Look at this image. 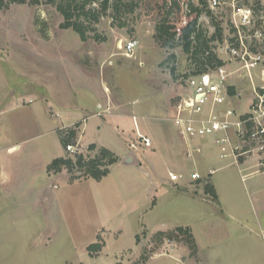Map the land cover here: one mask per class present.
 <instances>
[{"label": "rangeland", "instance_id": "obj_1", "mask_svg": "<svg viewBox=\"0 0 264 264\" xmlns=\"http://www.w3.org/2000/svg\"><path fill=\"white\" fill-rule=\"evenodd\" d=\"M121 1L128 6L116 17L111 8L96 19L82 15L85 40L60 28L56 5L0 8V264H182L178 256L189 257L186 245L154 239L178 226L190 227L195 237L198 252L190 264H241L251 239L257 264H264L254 197L235 167L220 168L209 180L223 178L233 187L226 200L243 206L251 222L244 238L241 225L221 215L214 200L190 196V186L184 187L193 170L229 158L218 157L219 146L206 140L211 150L203 143L204 153L192 165L197 154L187 155L190 148L171 118L195 67L180 43L161 47L153 36L156 22L166 18L177 28L188 18L189 4L201 8L199 0ZM93 8L98 10L96 2L85 10ZM206 10L198 24L210 37L215 20ZM130 38L138 45L126 56L118 44ZM245 80L234 78L230 87L245 90L232 101L240 112L249 104ZM71 130L78 153L93 156L101 147L114 153L118 160L109 177L68 182L64 174L46 173L53 159L75 154L60 141ZM137 131L150 138V146L137 139ZM92 143L96 150L89 151ZM12 144L18 148L6 153ZM169 171L183 178L170 183ZM195 188L202 193L203 185ZM97 235L103 246L90 257L86 247Z\"/></svg>", "mask_w": 264, "mask_h": 264}, {"label": "built area", "instance_id": "obj_2", "mask_svg": "<svg viewBox=\"0 0 264 264\" xmlns=\"http://www.w3.org/2000/svg\"><path fill=\"white\" fill-rule=\"evenodd\" d=\"M205 2L221 28L220 36L213 39L219 53L213 51L223 64L186 79L187 93L174 105L171 121L188 144L189 157L200 155L202 144L208 140L219 146L222 157L229 154L234 158L244 182L249 177L264 176V0ZM137 45L138 40L130 38L118 47L131 56ZM234 78H245L252 95L242 115L229 104ZM132 119L135 121V116ZM137 139L144 146L151 145L150 138L139 131ZM73 146L67 144L65 149L78 153ZM131 147L136 145L131 143ZM241 161L250 164L240 167ZM214 171L209 168L203 176L195 169L188 174L189 180L209 179ZM167 177L177 183L183 174L169 171Z\"/></svg>", "mask_w": 264, "mask_h": 264}, {"label": "trees", "instance_id": "obj_3", "mask_svg": "<svg viewBox=\"0 0 264 264\" xmlns=\"http://www.w3.org/2000/svg\"><path fill=\"white\" fill-rule=\"evenodd\" d=\"M97 3L98 10L95 8L85 10L86 5L90 3ZM30 4L38 5L41 3L56 5L57 10L63 17V22L60 24V28L67 29L71 28L76 32L81 40H85V29L80 19L83 16L93 15L96 19L99 15L106 12L108 8H111L112 15L116 17L122 6L127 7L128 5H122L121 0H0V8H7L10 4ZM173 4L177 5L176 0H173ZM201 8L198 6L194 7L189 4V16L185 22L179 25L177 28L174 26L166 25V18L163 21L156 22L154 39L161 47H173L175 44H171V41H176L181 44L184 53L191 56L193 66L195 67L194 73H200L207 71L208 69L215 68L223 64V61L212 52L210 42L216 37L220 36L221 28L216 17L214 18L209 10L206 12L212 16L214 21L215 30L210 37L206 36L204 30L198 24L199 15L205 11L206 2L205 0H199ZM132 10V9H131ZM130 10V11H131ZM193 13L195 15H193ZM125 24L120 23L119 26L123 27ZM230 94L234 92L232 89L229 90ZM78 126V125H76ZM76 132L71 130L69 137L62 138L60 136L61 144L65 146L67 144L74 145L76 143L75 137ZM87 149L89 151L96 150L94 143L89 144ZM117 157L105 147H101L99 152L93 156H84L81 152L72 155H63L53 159L48 163L46 171L48 173H59L65 171L68 174V181L73 182L79 179L91 178L96 181L101 180L110 172V167L117 162ZM204 193L209 196L212 200L216 201L217 196L209 182H205L203 186ZM96 236V241L89 244L86 247L87 254L93 257V253H97L101 250L103 243ZM154 239L157 241H176L182 242L189 250V257H196L198 247L192 231L189 227H175L174 229H168L164 231H158L154 235ZM138 235H136V242Z\"/></svg>", "mask_w": 264, "mask_h": 264}, {"label": "crops", "instance_id": "obj_4", "mask_svg": "<svg viewBox=\"0 0 264 264\" xmlns=\"http://www.w3.org/2000/svg\"><path fill=\"white\" fill-rule=\"evenodd\" d=\"M246 83V82H245ZM246 85L248 86L249 85V83H246ZM249 88H250V86H249ZM245 91V90H244ZM243 90H242V93L244 94L245 92H244ZM248 93L246 94V97L248 96V94H249V103H250V101H251V98H252V95H251V91H247ZM241 93V94H242ZM239 94V95H238ZM240 92L238 91L237 92V90H236V92L234 93V94H230V96H231V101L229 102V104L232 106V104H233V106L235 107V103L234 102H232L233 101V99H238L239 100V97H240ZM245 95V94H244ZM232 106V107H233ZM248 106H249V104H248ZM233 107V108H234ZM236 109H237V111H236ZM234 110H235V112L237 113V114H240V115H242V114H244L246 111H242V112H240V111H238V108H234ZM209 142V141H208ZM96 145V144H95ZM204 145L206 146L205 148H204V150L207 148V150H211V146L212 145H210V144H207V143H204ZM16 148H18V144H12V145H10V146H8V147H6V153H8V152H13ZM109 150V149H108ZM204 150H203V153H204ZM217 151V150H216ZM218 152V151H217ZM203 155V154H202ZM201 154L200 155H194L193 157H192V159L191 160H193V163H192V165H194V160H197L199 157H201L202 156ZM218 157H220V158H223V159H225V158H229V160L227 161V162H225V164H222L221 166H218V167H208L207 168V170L206 171H199L203 176L206 174V172L208 171V169L209 168H213L215 171H214V173L218 170V169H220V168H226V167H235L236 168V170H237V172H238V175H239V178H240V180H241V174H240V172H239V167H238V165H236L234 162V158L231 156V155H227V156H225V157H221L220 156V154H219V152H218V155H217ZM130 157H132V156H129L128 154L126 155V157H125V161L127 162V163H131V162H128L127 160H129V158ZM250 164V162H240V167H244V166H247V165H249ZM48 165V164H47ZM46 173L50 176V175H57V174H52V173H48L47 171H46ZM213 173V174H214ZM60 174H64V178L68 181V176L66 175V173H58V175H60ZM111 175V172H109L108 173V175H106L103 179H105V178H107V177H109ZM255 177H259V178H257V179H259V180H257V179H255ZM262 178H260V176H253V177H249V178H247L243 183L245 184H247L246 185V187L249 189V193H250V195L251 196H253L254 197V209H255V211H256V215H257V218H258V222H256V227H257V229H255V230H260V231H262L263 233H264V176H261ZM91 179V178H90ZM159 179H160V177H159ZM185 179V178H184ZM75 181H77V180H75ZM167 181L169 182V180H168V177H167ZM185 182H184V184H185V186L184 187H186V186H190V191H191V193H190V196H193V197H201V199H207V198H210V197H207V195L204 193V190L202 189V193H200V192H198V190H196V188L195 187H201L202 185L204 186V183L202 182V180H198V181H191V180H189L188 178L187 179H185L184 180ZM190 182V184H188L187 182ZM207 181L211 184V186H212V188H213V190H214V192H215V194H216V196H217V200L215 201L216 202V205H217V207H219L218 209V211L221 213V215H225L226 217H230V216H232V218L234 219V220H236V222L238 223V224H240L241 226H238L239 227V230H240V232H241V238H244L245 236L243 235V232L246 230H252L250 227H249V223L251 224V222H248V216H246V212L244 211V208H243V206H241L240 204H236V203H234L232 200V198H231V200H226V198L227 199H229L228 198V196H227V194L228 193H230V195L232 196V194H233V187L229 184V182L228 181H225V180H223V178H218L217 179V181L214 183V181H212L211 179L209 180V179H207ZM2 183H3V181H1ZM69 182V181H68ZM170 183H171V181H170ZM179 183V182H178ZM187 183V184H186ZM234 204H233V203ZM257 203V205H255ZM234 212V213H233ZM235 213H237V214H239L238 215V217H237V215L235 214ZM240 214H241V216H240ZM237 218H241V219H243V220H245L244 222H240ZM190 228V227H189ZM191 229V228H190ZM192 231V230H191ZM248 232V231H247ZM192 234H193V232H192ZM248 234L250 235V233L248 232ZM193 236H194V234H193ZM195 238V237H194ZM238 238H240V235H239V237ZM249 238H251V236L249 237ZM248 243H249V248H248V250H247V253H248V255H247V257H243V256H240V258H239V260H240V263L241 264H257V259H258V252H257V254H256V252L253 254V241H252V239L251 240H248ZM251 244V245H250ZM256 248V247H255ZM157 255H161V254H157ZM153 256H156V255H153ZM153 256H151L150 258H152ZM182 256V258H184L185 256H183V255H181ZM181 256H178V258H179V260H181V263L182 264H190V263H192V261H191V259L189 258V257H185L184 259H180L181 258ZM196 261H193V263H195ZM225 264H228V263H225Z\"/></svg>", "mask_w": 264, "mask_h": 264}]
</instances>
